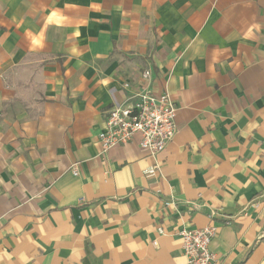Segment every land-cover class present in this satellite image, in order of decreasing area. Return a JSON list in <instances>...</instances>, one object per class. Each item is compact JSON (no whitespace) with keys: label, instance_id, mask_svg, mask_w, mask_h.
<instances>
[{"label":"crops","instance_id":"crops-1","mask_svg":"<svg viewBox=\"0 0 264 264\" xmlns=\"http://www.w3.org/2000/svg\"><path fill=\"white\" fill-rule=\"evenodd\" d=\"M140 91L173 140L102 153ZM207 225L216 264H264V0H0V264H185Z\"/></svg>","mask_w":264,"mask_h":264},{"label":"built area","instance_id":"built-area-1","mask_svg":"<svg viewBox=\"0 0 264 264\" xmlns=\"http://www.w3.org/2000/svg\"><path fill=\"white\" fill-rule=\"evenodd\" d=\"M147 73L144 74V77ZM177 106L164 91L155 95L140 91L122 104H115L107 112L103 130L98 135L102 153L118 146H125L138 138L139 149L149 157L160 154L176 134ZM155 164L144 172L145 176L156 174ZM73 175H77L74 168ZM158 232L161 234L162 230ZM216 229L212 225L179 231L185 264H216L210 244Z\"/></svg>","mask_w":264,"mask_h":264}]
</instances>
